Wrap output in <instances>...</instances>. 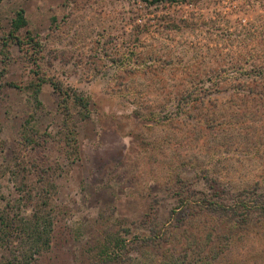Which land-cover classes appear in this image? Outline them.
<instances>
[{"label": "rangeland", "instance_id": "rangeland-1", "mask_svg": "<svg viewBox=\"0 0 264 264\" xmlns=\"http://www.w3.org/2000/svg\"><path fill=\"white\" fill-rule=\"evenodd\" d=\"M255 65L264 0H0V264H264Z\"/></svg>", "mask_w": 264, "mask_h": 264}, {"label": "trees", "instance_id": "trees-1", "mask_svg": "<svg viewBox=\"0 0 264 264\" xmlns=\"http://www.w3.org/2000/svg\"><path fill=\"white\" fill-rule=\"evenodd\" d=\"M157 1H169V2H176L178 0H150V2H157ZM27 24V19L25 16V12L23 9H20L17 12L16 17L13 19L12 21V28L13 31H18L20 28L24 27ZM254 68L257 69V73L253 74L252 77L250 78H245V80L243 81V84L245 86L244 90H247L248 93L254 94V95H260L261 97L264 96V67L263 66H257L255 65ZM51 83L58 89L60 90V92H63L62 89H60V86L57 84V82L55 81H51ZM64 100L66 101V98H64ZM75 100L77 101V103H80L81 105L83 104L84 106L88 105V101L85 99V97L79 93H76V98ZM78 151V146L76 145L75 148ZM5 222V221H4ZM27 223L25 222L23 225L19 224L21 227H19V229L17 230L20 233L25 234L26 229L27 228ZM17 221H13V219H8L6 222V226H5V236L7 237V235H9L11 233V231H13V227L16 226ZM18 225V224H17ZM111 246H104V248L102 249V255L107 256V258L111 259L112 255H115V253H111ZM20 258L22 259L23 256H20ZM91 264H95V262L91 263Z\"/></svg>", "mask_w": 264, "mask_h": 264}]
</instances>
